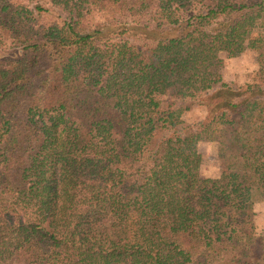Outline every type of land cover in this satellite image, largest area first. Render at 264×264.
Instances as JSON below:
<instances>
[{
	"label": "trees",
	"instance_id": "16d2710c",
	"mask_svg": "<svg viewBox=\"0 0 264 264\" xmlns=\"http://www.w3.org/2000/svg\"><path fill=\"white\" fill-rule=\"evenodd\" d=\"M256 26L262 57L264 0H0V264H264V70L221 59Z\"/></svg>",
	"mask_w": 264,
	"mask_h": 264
},
{
	"label": "rangeland",
	"instance_id": "374dc122",
	"mask_svg": "<svg viewBox=\"0 0 264 264\" xmlns=\"http://www.w3.org/2000/svg\"><path fill=\"white\" fill-rule=\"evenodd\" d=\"M97 20V19H95ZM254 25V24H253ZM242 49L235 53L234 56L222 54L223 61L222 81L233 88L240 87L258 81V72L264 70V56H258L259 35L258 27H250V35L243 40ZM9 52L5 56H10ZM212 93V92H211ZM211 93L201 96L197 99L179 101L174 110V117L177 121L191 125L209 117V102ZM191 151H197L202 157L200 167L201 188L208 185V181L219 176V164L216 159L217 147L213 142H203L192 140L188 143ZM238 187V198L248 202L255 213V226L257 232L264 231V203L252 199L251 193L242 188L241 181L236 183Z\"/></svg>",
	"mask_w": 264,
	"mask_h": 264
}]
</instances>
